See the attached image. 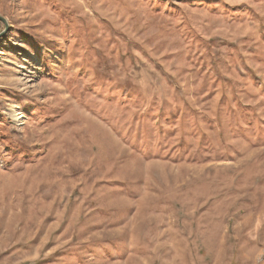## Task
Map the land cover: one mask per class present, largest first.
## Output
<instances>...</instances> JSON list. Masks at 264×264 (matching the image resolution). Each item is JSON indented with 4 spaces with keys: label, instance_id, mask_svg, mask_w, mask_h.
<instances>
[{
    "label": "rangeland",
    "instance_id": "obj_1",
    "mask_svg": "<svg viewBox=\"0 0 264 264\" xmlns=\"http://www.w3.org/2000/svg\"><path fill=\"white\" fill-rule=\"evenodd\" d=\"M0 15V264H264V0Z\"/></svg>",
    "mask_w": 264,
    "mask_h": 264
},
{
    "label": "bare ground",
    "instance_id": "obj_2",
    "mask_svg": "<svg viewBox=\"0 0 264 264\" xmlns=\"http://www.w3.org/2000/svg\"><path fill=\"white\" fill-rule=\"evenodd\" d=\"M17 108H19V107L16 106L15 109H11V110H10V115H11V117H13L15 120L20 121L21 118H23V116H22L20 113H18Z\"/></svg>",
    "mask_w": 264,
    "mask_h": 264
},
{
    "label": "water",
    "instance_id": "obj_3",
    "mask_svg": "<svg viewBox=\"0 0 264 264\" xmlns=\"http://www.w3.org/2000/svg\"><path fill=\"white\" fill-rule=\"evenodd\" d=\"M0 20L5 24V30L4 31H2L1 33H0V38L2 37V35L7 31V29H8V27H9V25H8V22H7V20L4 18V17H2L1 15H0Z\"/></svg>",
    "mask_w": 264,
    "mask_h": 264
}]
</instances>
